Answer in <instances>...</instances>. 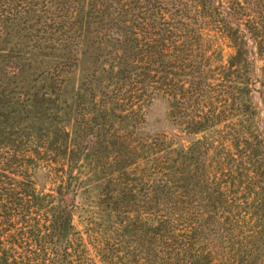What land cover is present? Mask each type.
I'll return each instance as SVG.
<instances>
[{"label": "trees", "instance_id": "obj_1", "mask_svg": "<svg viewBox=\"0 0 264 264\" xmlns=\"http://www.w3.org/2000/svg\"><path fill=\"white\" fill-rule=\"evenodd\" d=\"M255 96L264 0H0V264H261Z\"/></svg>", "mask_w": 264, "mask_h": 264}, {"label": "rangeland", "instance_id": "obj_2", "mask_svg": "<svg viewBox=\"0 0 264 264\" xmlns=\"http://www.w3.org/2000/svg\"><path fill=\"white\" fill-rule=\"evenodd\" d=\"M80 73V72H79ZM78 71L74 70L65 84V95L68 96L74 90V86L77 81V77L79 76ZM255 106H256V115L255 119L258 125L261 127L264 121V101L260 100L257 96L254 98ZM144 123L143 129L147 131H158V130H168L170 125L166 118L164 117V105L163 103L155 99L149 103H147L144 108ZM94 192V184L93 182L87 183L84 187H80L77 189V192L74 196V201L77 205H84L91 198ZM67 199L71 197V190H69ZM78 211V210H77ZM76 214V213H75ZM78 227H82V222L78 224ZM264 264V257L261 262Z\"/></svg>", "mask_w": 264, "mask_h": 264}]
</instances>
